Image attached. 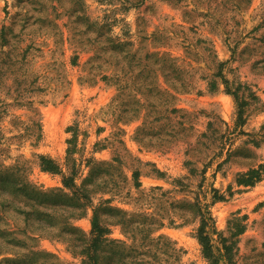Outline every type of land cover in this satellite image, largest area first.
<instances>
[{
  "label": "rangeland",
  "instance_id": "rangeland-1",
  "mask_svg": "<svg viewBox=\"0 0 264 264\" xmlns=\"http://www.w3.org/2000/svg\"><path fill=\"white\" fill-rule=\"evenodd\" d=\"M260 166L264 0H0V264H264Z\"/></svg>",
  "mask_w": 264,
  "mask_h": 264
},
{
  "label": "trees",
  "instance_id": "trees-1",
  "mask_svg": "<svg viewBox=\"0 0 264 264\" xmlns=\"http://www.w3.org/2000/svg\"><path fill=\"white\" fill-rule=\"evenodd\" d=\"M226 89L227 92L235 98L236 104L238 106L237 126L240 127L244 125L245 121L244 116L246 112V106H248L245 103L246 97L248 96L247 99H250L254 102H258V99L253 93H248V95L242 93V97H239L241 96V91H232L228 84H226ZM43 162L44 165L46 164L47 166L48 161L44 160ZM262 173H264V166H260L258 170H252L245 176H242L240 182L247 186L254 185L261 179ZM194 209L196 215L200 219V228L198 229L197 239L202 246L203 253L206 260L208 261V264H234V254L231 245H228L229 240L227 239L222 240V254H220L219 257L215 255L214 246L212 245V239L210 236V230L213 228L212 217L208 209L203 207L201 203H196L194 205ZM102 210L103 208H99L95 209L94 211L93 230L91 232L90 239H87L84 235H81L80 237V239L86 243L85 251L82 253V256H84L85 259L84 264H105L103 256L109 254V249L114 245V241L106 237L108 231L101 228L99 225V215ZM107 211L114 212V210L110 208H108ZM244 231L245 226L241 225L239 227V232L243 233ZM42 256L47 259L52 258V256L47 253L42 254ZM108 256L110 257V255ZM105 259H107V257H105ZM35 264H37V262H35Z\"/></svg>",
  "mask_w": 264,
  "mask_h": 264
}]
</instances>
